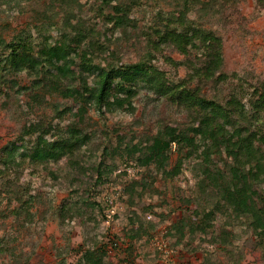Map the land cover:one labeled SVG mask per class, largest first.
I'll return each instance as SVG.
<instances>
[{"label": "rangeland", "instance_id": "1", "mask_svg": "<svg viewBox=\"0 0 264 264\" xmlns=\"http://www.w3.org/2000/svg\"><path fill=\"white\" fill-rule=\"evenodd\" d=\"M189 1L186 17L222 39L223 65L219 72L224 80L206 83L204 96L226 105L235 95L245 105L246 115L242 119L234 116L232 121L251 124L252 129L262 126L264 112L257 122L252 120L249 101L253 87L264 89V2ZM113 4L78 0L69 9H60L52 0H0V40L7 43L24 32L36 48L44 40L59 45L62 35L73 40L80 31L85 39L77 55H72L75 63L70 67L74 76L82 73L89 84L95 74L81 70L82 54L100 69L145 61L164 71L169 83L191 79V66H199L203 59L198 50L191 48L183 55L170 45L160 44L161 50L154 51L149 41L153 38L151 30L165 18L172 21L178 17L182 0H141L124 26L110 21ZM43 12L56 13L57 25L42 24ZM64 18L68 20L66 26ZM7 51V46L0 43V57ZM6 78L0 84V158L10 155L9 166L18 181L7 197L10 202L3 199L0 205V264H78L83 250L95 246L92 235L104 231L112 236L122 234L131 227L132 217L154 221L155 228L134 243L126 258L120 248L113 250L108 259L115 264H233L239 256L240 264H264V243L247 218L225 207L204 216L218 198L210 188L201 193L198 180L206 166L218 179L222 173L228 175L231 160L224 153L213 154L205 163L203 144L189 157L185 156L187 149L178 152L173 144L169 163L179 160L181 170L172 179L157 172L153 164L140 165L136 161L139 152H122L120 157L114 153L119 142L123 148L128 143L152 140L165 125L188 130L192 120L186 110L139 83L131 99L134 111L116 108L101 112L86 106L81 114L78 109L82 102L63 97L61 85L44 79V86L33 87L34 76L26 72L8 73ZM73 83L78 86L80 82L74 79ZM195 84V80L190 82V86ZM21 87L28 89L22 91ZM55 106L69 111L58 118ZM36 122L43 125V130L51 127L48 139H55L68 126H80L89 140L57 161L31 160L38 134L29 135L24 130ZM99 165L103 172L100 181ZM122 173L127 178L142 177L146 183L137 188L133 199L123 189L126 183H122ZM254 189L264 191V174L254 182ZM146 206L152 207L151 216L144 210ZM15 207H19V215L10 213ZM100 209L106 214L104 219Z\"/></svg>", "mask_w": 264, "mask_h": 264}, {"label": "trees", "instance_id": "2", "mask_svg": "<svg viewBox=\"0 0 264 264\" xmlns=\"http://www.w3.org/2000/svg\"><path fill=\"white\" fill-rule=\"evenodd\" d=\"M52 1L57 4L56 6H60V9L64 7L69 9L71 5L78 2V0ZM101 1L108 5L114 2L110 21L115 22L118 26H124L128 23L129 13L140 4L141 0ZM231 1L233 0H222L225 4ZM258 1L264 2V0ZM182 4L183 9L179 11L176 19L171 21L167 17L159 27L151 30L153 38L150 37L149 41L154 51L161 50L162 44L172 46L183 55L187 54L191 48L198 50L200 56L203 57V59L201 58L202 63L199 66H191L189 81L169 83L164 71L145 61L100 69L87 62L86 56L82 54L81 70L88 74H95L94 81L89 84L85 75L80 73L74 76L70 67L75 63L72 55H77V48L85 39L78 31L73 40L62 35L59 45H52L48 40H44L38 43L36 48L31 44L29 35L24 32L16 35L12 41L7 43L0 40V43L8 48L5 56L0 57V84L7 79L6 74L8 73L26 72L34 76L33 87L44 86V79H47L52 81V84L61 85L60 92L63 97L81 101L83 105L78 109V112L82 114L86 111V106L95 107L101 112H103L102 109L112 112L116 108L134 111L131 99L135 95L139 83H143L159 97H164L177 107L186 110L191 117L192 125L188 130L165 125L158 130L159 136H154L152 140L128 143L123 148L122 142H119L114 153L120 157L122 152L127 155L139 152L140 155L136 157V161L140 165L153 164L157 172L162 171L164 176L169 179L174 178L181 170L179 160L173 164L169 163L173 144L177 145L178 152L187 149L186 157L196 152L199 144H203L201 155L205 163H209L213 154L224 153L231 160L228 163V175L225 176L222 173V177L218 179L214 177L215 172L214 174L210 173L211 170L206 166L203 168L202 178L198 180V189L201 193L205 194L210 188L213 196L218 198L217 203L215 202L213 208L205 212L204 216L209 217L215 210L224 207L230 208L237 216H244L248 219L250 228L260 239V242L264 243V191L259 192L254 189V182L259 181L264 174V121L262 126H254V129L250 127L251 124L238 125V121H232L233 117L244 118L246 110L245 105L235 95L226 105L204 96L202 89L206 83L224 80L223 75L219 72L223 65L222 39L213 30L195 25L192 20L186 17L190 10L189 0H182ZM42 16V24L57 25V21L54 19L57 17L56 13L49 15L43 12ZM67 23V18H64L63 25L66 26ZM173 23L176 26L171 27ZM74 79L79 80L78 86L73 83ZM193 80L196 84L190 86V82ZM48 83L50 84V82ZM21 88L22 91L28 89V87ZM251 93L253 95L249 101L252 110L251 118L257 122L258 116L264 112V89L259 90L257 87H253ZM54 111L58 118H62L69 109H58L55 106ZM50 131L51 127L48 126L47 130H43V125L38 122L30 123L28 129L24 130V133L29 135L38 134L30 152L31 160L43 162L46 159H51L57 161L66 154L71 155L89 140L88 134L80 126H68L66 131L57 135L55 139L46 137ZM13 148H15L14 145ZM9 157L10 155H4L0 158L3 164L0 167V205L3 199L9 198L11 191L14 192L13 187L17 186L18 181V177L14 175V169L9 166ZM100 165L97 169L98 181L101 180L103 173H101ZM167 166H170L169 169H166ZM121 175L122 183H126L123 189H126L128 197L133 199L137 188L143 187L146 183L142 177L137 180L136 178H127L124 173ZM122 193L124 194V192ZM8 200L10 202V199ZM129 202L132 201L129 200ZM96 204L98 206V203ZM144 210H147L148 215L151 216V206H146ZM100 211L101 218L104 219L106 214L103 210L100 209ZM10 213L19 215V207L10 209ZM129 222L131 227L122 234L117 233L116 236H112L104 231L100 235H92L95 248L82 249L78 264H115L108 259V255L113 250L120 248L123 258H126L132 252L134 243L143 236H148L156 225L154 221H146L144 217H132ZM123 243L126 244L124 248L121 247ZM2 251L3 247L0 244V253ZM240 258L242 256H239L236 263L233 264H240ZM205 264L219 263L208 261Z\"/></svg>", "mask_w": 264, "mask_h": 264}]
</instances>
